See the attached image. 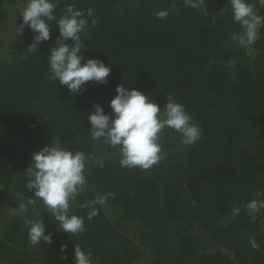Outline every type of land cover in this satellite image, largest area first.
I'll return each instance as SVG.
<instances>
[{
	"label": "trees",
	"instance_id": "1",
	"mask_svg": "<svg viewBox=\"0 0 264 264\" xmlns=\"http://www.w3.org/2000/svg\"><path fill=\"white\" fill-rule=\"evenodd\" d=\"M25 2L0 0V264H48L52 255L57 264H73L67 260L74 247L91 253V264H264V209L253 220L241 207L264 192V28L248 50L232 39L242 29L229 0H204L207 14L184 0H56L57 20L68 5L93 10L97 23L89 18L81 34L82 55L111 68L106 83L88 82L77 94L49 79L48 50L59 37L54 21L50 39L36 54L27 52L35 33L27 26L17 33ZM256 8L264 16V7ZM163 9L169 14L161 20L156 13ZM117 85L143 92L161 118L171 95L201 138L186 147L165 128L158 164L121 167L119 147L93 140L87 120L95 104L113 115ZM48 144L86 155V183L70 203L85 211L77 215L82 233L58 229L26 187L32 153ZM40 219L50 244L32 245L28 234L24 246L6 238L14 225L28 230L26 220ZM117 231L140 238L149 257L110 244Z\"/></svg>",
	"mask_w": 264,
	"mask_h": 264
},
{
	"label": "clouds",
	"instance_id": "2",
	"mask_svg": "<svg viewBox=\"0 0 264 264\" xmlns=\"http://www.w3.org/2000/svg\"><path fill=\"white\" fill-rule=\"evenodd\" d=\"M188 7L207 14L204 0H184ZM232 10V19L238 23L242 32L234 33L232 39L238 45L248 50L259 39L260 29L264 28V16L257 11L256 5L264 7V0H229ZM56 0H26L22 15V22L17 28L22 32L24 26L34 33L33 43L27 46V52L36 54L38 44L50 39L49 21L58 25L59 37L55 47L48 50L47 62L49 64V79L59 80L72 93L82 94L88 82L106 83L111 68L101 60L89 58L85 60L82 55L84 45L81 34L87 35L86 29L95 26L97 20L93 10L86 11L68 5L62 16L57 20L55 9ZM168 10L163 9L156 13L158 19H165ZM71 39L69 45L64 41ZM84 63H81V61ZM235 63L234 61L232 62ZM116 95L109 101L113 115L105 114L99 104L93 107L95 111L88 113L87 120L91 128V138L105 141L113 148L119 147L121 167H139L148 170L159 163L162 158V148L159 143L160 134L165 128H171L181 136L184 146H192L201 138L200 127L192 123L191 115L185 110L183 104L177 102L171 95L166 96V104L162 109L147 97L143 92L117 85ZM86 155L82 151H71L48 144L31 155V163L26 168L28 177L26 187L33 190L36 199L41 200L53 213V219L58 222L60 230L75 235L84 231L83 219L76 215H68L70 203L80 194L86 183L84 171L86 168ZM257 199L250 200L241 207L247 210L251 219L264 209V192L256 193ZM31 200L30 203H35ZM103 203V198H100ZM88 207L89 205H82ZM240 207L233 208V215L240 213ZM20 211L27 208L21 206ZM96 215L95 210L88 213V218ZM28 237L32 245L40 242H52V233L45 234V225L42 220H26ZM251 247L259 249V244L250 238ZM65 246L61 245V251ZM74 264H91V253H86L79 247H74Z\"/></svg>",
	"mask_w": 264,
	"mask_h": 264
},
{
	"label": "rangeland",
	"instance_id": "3",
	"mask_svg": "<svg viewBox=\"0 0 264 264\" xmlns=\"http://www.w3.org/2000/svg\"><path fill=\"white\" fill-rule=\"evenodd\" d=\"M7 31H12L13 30V26L11 23H8ZM83 214L85 213V211L81 208L78 207L74 204H70V208H69V212L68 215H78V213L82 212ZM129 227H127V231H128ZM127 231L124 233L122 232H116V234L114 235L113 239L110 241V244H114V245H118L121 243H126V245H128V249L134 253H138V254H143L145 256H141L143 257L142 259H147V257H149V254L145 252V248L142 245V241L140 238H136V237H132L130 235V233H127ZM27 234H28V230L22 226V227H17L14 225V227L10 228L7 233H5L6 238L10 239V240H14L16 242H18L20 245H25V241L27 240ZM52 260L49 261L48 264H57V262H59V258L55 255H52ZM67 261L72 262L74 264V256L72 255ZM144 262L146 263V261L144 260L143 262H141V264H144Z\"/></svg>",
	"mask_w": 264,
	"mask_h": 264
}]
</instances>
